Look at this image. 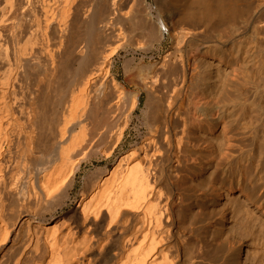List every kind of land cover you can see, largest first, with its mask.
I'll list each match as a JSON object with an SVG mask.
<instances>
[{"label":"bare ground","instance_id":"bare-ground-1","mask_svg":"<svg viewBox=\"0 0 264 264\" xmlns=\"http://www.w3.org/2000/svg\"><path fill=\"white\" fill-rule=\"evenodd\" d=\"M146 2L0 0V264H235L233 242L224 252L226 238L207 231L217 216L209 208L217 183L227 197L245 182L264 197V99L188 77L184 48L200 35L197 25L239 14L237 0H168L181 54L167 53L141 77L146 135L85 180L72 214L58 216L88 154L109 158L140 107L139 92L126 94L109 75L117 51L106 48L125 41L123 4ZM235 54L248 59L240 46ZM206 167L205 185H190ZM194 207L206 224L176 228L174 209L188 220ZM241 213L247 224L248 210ZM260 248L252 264H264V239Z\"/></svg>","mask_w":264,"mask_h":264},{"label":"rangeland","instance_id":"rangeland-1","mask_svg":"<svg viewBox=\"0 0 264 264\" xmlns=\"http://www.w3.org/2000/svg\"><path fill=\"white\" fill-rule=\"evenodd\" d=\"M237 2L241 10L239 14L227 17L224 21L213 19L196 26L195 31L200 35H197L184 48L190 64L186 69L187 75L196 78L201 74L202 80L200 81H203V84L213 85L215 83L214 85L218 88L228 85L238 97L264 99V0H237ZM167 3L169 4L168 0H148L146 3L133 6L123 4L122 9L127 12V18L123 20L119 28L126 38L124 42L122 39L119 41L115 38L118 41H111L106 48L108 52L115 48L117 51L111 58L109 75L120 88L125 89L126 94L133 91L139 92L140 107L134 112L121 143L109 158H105L98 152L88 154L77 176L78 184L71 194V202L58 213V216L72 214L85 180L95 178L101 170L112 169L117 159L130 148L135 147L146 135L144 127L146 111L143 109L146 94L141 84V77L151 75L167 53L172 52L173 59L181 54L170 37L173 22L178 16L167 12V8L172 7ZM168 11L170 12L171 8ZM164 28L166 34L159 42L158 39ZM75 35L73 43L82 37L78 32ZM204 35L210 37L213 43L206 42ZM239 46L241 48L240 57L245 55L248 59L245 58L242 61L237 59L235 47ZM215 47L217 50H214ZM125 99V104H127L128 97ZM119 130L120 127L117 125L112 127L109 138L103 144L108 150L115 145ZM220 132L219 128L215 133V137H218L215 143H220L223 139ZM201 155L204 156V153ZM206 168V171L198 177H190L192 179L190 185H195L199 181H204L205 185L211 172L209 167ZM244 184V192L230 191L227 197V191H225L227 186L220 187V183H217L216 188H219L215 194L218 196L214 198L212 207L208 206L209 210L214 209L217 212V216L216 223L207 231L211 234L213 230H217L221 241L226 238L223 244L225 248L222 246L225 249L224 252L227 249L226 241L233 242L231 256L235 264H252L254 253L261 250L260 245L264 239V234H261V231H264V197L259 198V191H252V185H249V182ZM197 208L194 207L192 211L185 212V215L192 212L191 215H187L191 218L188 220L179 218L176 213L178 208H175L176 228L185 226L189 230L191 226L203 227L206 222L198 224L199 218L202 217L198 216ZM243 209L248 210L251 216L247 224L242 219L241 210ZM205 211L204 213H207V210ZM223 211H225L226 218L222 220ZM234 214H236L235 218L231 219ZM258 235H262V239H258L259 243L256 239Z\"/></svg>","mask_w":264,"mask_h":264}]
</instances>
